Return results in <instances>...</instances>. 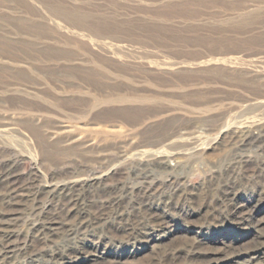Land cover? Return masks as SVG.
Here are the masks:
<instances>
[{"label": "rangeland", "instance_id": "obj_1", "mask_svg": "<svg viewBox=\"0 0 264 264\" xmlns=\"http://www.w3.org/2000/svg\"><path fill=\"white\" fill-rule=\"evenodd\" d=\"M248 127L264 136V0H0V172L26 186L10 205L0 184V264H264V143H231ZM104 174L81 229L59 187ZM104 185L133 188L119 216Z\"/></svg>", "mask_w": 264, "mask_h": 264}, {"label": "bare ground", "instance_id": "obj_2", "mask_svg": "<svg viewBox=\"0 0 264 264\" xmlns=\"http://www.w3.org/2000/svg\"><path fill=\"white\" fill-rule=\"evenodd\" d=\"M254 127V126H253ZM69 131V130H68ZM262 131L263 129L260 127H255V128H251L248 127V129L246 130H242L241 134L235 132L231 143L234 147H236V149H240L243 150L246 147H251L253 145H258L259 143H264V136L262 135ZM67 131H62L61 133H66ZM256 147V146H255ZM14 162V161H13ZM165 164H167L165 162ZM150 164H147V167H149ZM166 167L169 168L168 164L165 165ZM164 166V168H166ZM66 167V166H65ZM244 169V168H243ZM249 169V168H248ZM135 175L138 176L139 178H142L144 180V183H147V186H144L145 188H143V186L140 189V194H142V196L139 199V203L140 205H150L149 203H146L148 201L151 200V198H153L154 196H156L154 191V182L153 179L151 177V171L147 170V169H141L140 167H135L134 169ZM252 172V171H251ZM122 174V173H121ZM130 174V173H129ZM232 174V173H230ZM237 174V173H236ZM171 181L169 183V189L171 191L170 196H169V200H167L166 203H172V200L174 199H178L177 197H181L182 195V189H181V185L182 183L179 182V178L178 175H176L174 172L173 174H170ZM97 182L102 183L103 181H105L107 179L106 174L102 175V176H95L92 179H90L89 181H87L86 183H79L78 181H71L69 183H62L59 187V192L57 193V197L60 200H65L66 202L63 204L62 206V210L65 213V217L66 218H72V217H76L78 220L83 219L84 215L82 214V209L85 207L86 204V199L84 194L81 192V189L83 190L84 187H88L90 188V196L91 198H93L95 200L96 195L93 194V188L92 186H94V184L92 181L97 180ZM137 180V179H136ZM0 184H3L6 186V188H8L10 190L11 193H14L12 195H9V202L8 204H16L18 202V200H16V198H19L21 196H23V194H21V192L24 190V187H26L25 185H23L20 181L19 175L16 173V169L10 167L9 169H4V171L0 172ZM33 185V184H32ZM51 185V184H50ZM56 185V184H55ZM160 186V185H159ZM37 191L35 194L37 193H41L42 191L46 190V189H52L50 188V186H37L36 187ZM56 189V188H55ZM132 187L130 189H119V185L113 187L111 185V187H109L108 185H104L103 187V192L104 195L106 196V200L105 203L109 204V206L112 208H116V211L113 213L117 216L120 215V207L122 205L125 204L127 199H131L132 196H130V194L132 193ZM230 189L232 190V187H229L226 191L225 194V198L226 200H229V202L231 200H234V196L235 193L232 194V192L230 191ZM3 190V189H2ZM32 191V190H31ZM50 191V190H49ZM25 192V191H24ZM100 193V192H99ZM55 194V193H54ZM42 195V194H40ZM189 195V194H188ZM30 196V195H29ZM53 196V195H52ZM104 196V197H105ZM130 196V197H129ZM4 197V196H3ZM49 197V196H48ZM220 197V196H219ZM41 198V197H39ZM155 198V197H154ZM25 199V198H24ZM42 199V198H41ZM137 200H135L134 202H128L127 204L135 207L137 205ZM6 203V202H5ZM133 203V204H132ZM170 203V204H171ZM237 203V202H236ZM241 204V203H240ZM58 205V204H57ZM162 205V204H161ZM15 207V206H12ZM43 207V206H42ZM86 208V207H85ZM235 208H239L238 204H236ZM14 209V208H13ZM6 210V209H5ZM4 210V211H5ZM18 210V209H17ZM37 210V209H36ZM84 212V211H83ZM110 212V211H109ZM236 212V211H235ZM238 212V210H237ZM241 212V211H240ZM5 213V212H4ZM48 213V212H47ZM169 213V212H168ZM19 214V213H18ZM17 214V215H18ZM138 214V213H137ZM157 214V213H156ZM11 216L16 215V212H13L10 214ZM40 215V213H39ZM50 215V214H49ZM113 215V218H115ZM221 215V214H220ZM240 215V214H238ZM45 216V215H44ZM149 217V216H148ZM15 218H10L9 216H4V215H0V233L4 232L3 236L4 238V243L6 246H4V248L0 249V257H4L3 259H5L7 257V254H9V252L11 251V247H12V241L13 238L17 235L15 230H11L10 226L11 224V220H13ZM55 219V218H54ZM92 219V218H91ZM137 219V218H136ZM105 220V219H104ZM139 220V219H138ZM71 221V220H70ZM244 221V220H243ZM101 222V221H100ZM78 224H80L79 228H86L88 226V222L86 223V221L84 220H80L78 222ZM93 224V223H92ZM95 224V223H94ZM154 224V223H153ZM257 224V223H256ZM36 225V224H35ZM145 225V224H144ZM260 225V224H259ZM13 226V225H12ZM154 226V225H153ZM31 227V226H30ZM41 227V226H40ZM158 227V226H157ZM44 234L46 233L45 231L47 230L48 233L50 232H54L57 227H54L51 223H49L47 226L43 225L42 226ZM41 229V228H39ZM129 229V228H128ZM61 230V229H60ZM71 231H73L72 229H69ZM129 230H131V232H135V228H130ZM129 230H127L129 232ZM140 230V229H139ZM37 232V231H36ZM199 235V234H198ZM2 236V235H1ZM41 236V235H40ZM71 236V235H70ZM120 236V235H119ZM160 237V236H159ZM14 246V245H13ZM63 247V246H62ZM60 248V247H59ZM33 252V251H32ZM63 252V251H62ZM251 252V251H250ZM263 252V251H262ZM11 253V252H10ZM246 254V253H245ZM260 254V253H259ZM38 255V254H37ZM44 255V254H43ZM69 255V254H68ZM71 255V254H70ZM174 255V254H173ZM37 257V256H36ZM75 257V256H74ZM9 258V257H8ZM11 258V257H10ZM241 258V257H240ZM245 258V257H244ZM59 259V258H58ZM63 260L60 262V264H67L68 260H65V257L62 258ZM236 259V258H235ZM50 260V259H48ZM12 261V260H11ZM223 261V260H222ZM238 262L235 264H240L239 260H237ZM70 262V261H69ZM8 264V263H7Z\"/></svg>", "mask_w": 264, "mask_h": 264}]
</instances>
